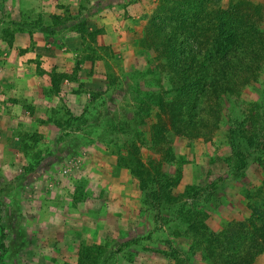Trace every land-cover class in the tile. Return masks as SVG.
<instances>
[{
  "label": "rangeland",
  "instance_id": "obj_1",
  "mask_svg": "<svg viewBox=\"0 0 264 264\" xmlns=\"http://www.w3.org/2000/svg\"><path fill=\"white\" fill-rule=\"evenodd\" d=\"M92 1L103 7L84 19L87 36L61 41L72 52L62 65L42 70L32 58L38 42L26 46L50 84L30 98L3 62L22 29L0 0V264H206L161 197L159 176L180 171L170 194L188 185L200 193L193 205L214 230L237 231L251 205L264 207V59L231 100L200 95L191 121L187 97L165 94L177 74L166 81L162 47L149 48L152 22L180 12L185 26L204 28L213 9H234L262 41L264 0H82ZM73 17L62 10L64 32ZM23 18L44 24L31 10ZM249 254L264 264V246Z\"/></svg>",
  "mask_w": 264,
  "mask_h": 264
},
{
  "label": "trees",
  "instance_id": "obj_2",
  "mask_svg": "<svg viewBox=\"0 0 264 264\" xmlns=\"http://www.w3.org/2000/svg\"><path fill=\"white\" fill-rule=\"evenodd\" d=\"M234 12V9H213L212 18L204 28L201 25L196 27L193 23L190 27L185 26L186 16L180 12L174 14L171 17L174 20H170L172 23L167 25H162L164 21L161 20L152 22L153 35L148 42L149 48L155 50L162 47L158 50V55L164 60L166 81L170 82V73L177 74L178 84L167 88L165 94L168 100L187 97L185 107H181L185 109L186 117L190 120L195 118L194 109L200 95L209 99L216 97L231 100L236 94L237 82L246 81V77L256 72L255 63L264 59V39L260 40L256 23L247 16H240L241 12ZM204 15L208 16L206 13ZM38 22L39 20L33 23ZM17 24L20 29L27 27L32 32V24L28 27L25 19L19 20ZM84 25V19L73 25L80 31L82 39L88 33ZM202 29L206 30L204 34L195 31ZM151 73L154 74L152 71ZM51 80L52 88L57 93L58 81L54 77ZM235 135L234 130L230 129L228 138L235 139ZM260 140L264 143V132ZM260 145L264 148V145ZM168 153L175 158L173 148H169ZM180 168L177 167V171ZM159 178L163 186L160 194L166 197L160 196L175 205L172 210L174 217L178 219L184 232L192 236L190 249L199 252L204 263H252L254 258L249 251L264 246V207L251 205L248 223H241L237 231L214 230L205 223L203 215L193 205L200 193H195V189L188 185L183 191L170 194V190L173 191L179 184L180 171L176 176L161 172ZM189 198H192L190 202Z\"/></svg>",
  "mask_w": 264,
  "mask_h": 264
},
{
  "label": "crops",
  "instance_id": "obj_3",
  "mask_svg": "<svg viewBox=\"0 0 264 264\" xmlns=\"http://www.w3.org/2000/svg\"><path fill=\"white\" fill-rule=\"evenodd\" d=\"M8 3H11L12 6H10V9L14 11V14H18L16 16L19 17V20L24 19L23 15L28 10L36 13L38 19L42 17L41 19L44 20L43 25L40 24L31 27V33L27 27L22 28V31H18L15 35L14 47L4 55L5 59L3 61L15 67L14 71L18 74L16 80L21 83L20 94L23 97L40 98L42 87H48L50 84L45 81V73L41 76L35 73L36 63L26 55V46L32 41L38 42L36 44L37 47L34 48L37 52H33L32 58H38L40 60L42 70L50 69V67L53 68L56 65H62L63 60H66V58L68 60L72 52H64L66 47H61V41H64L68 37L72 42L76 43L75 40L81 39L80 31L73 25L85 19L90 14L96 16L103 5L96 4V1H92L89 2L90 4L87 8L82 0H8ZM108 3L109 6L113 4L112 0L108 1ZM62 10H67L74 16L73 19L69 20L71 24H69V28L65 32L63 31L64 25L62 21H59ZM47 19L50 20L48 22L50 24H47ZM56 40L60 46L54 44ZM72 47L69 46V49ZM38 54L40 57H38ZM65 56L68 57L65 58ZM31 73L33 74L31 75Z\"/></svg>",
  "mask_w": 264,
  "mask_h": 264
}]
</instances>
